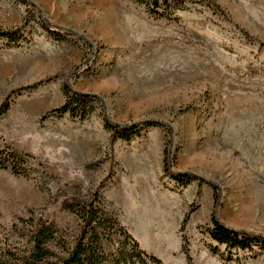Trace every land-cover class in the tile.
<instances>
[{
    "label": "rangeland",
    "instance_id": "374dc122",
    "mask_svg": "<svg viewBox=\"0 0 264 264\" xmlns=\"http://www.w3.org/2000/svg\"><path fill=\"white\" fill-rule=\"evenodd\" d=\"M29 1L0 0V32L22 36L0 35V106L12 90L51 78L13 93L0 116V150L30 155L31 169L24 177L0 168V258L25 247L13 226L31 214L72 244L80 220L62 202L90 198L101 184L104 208L161 264H187L179 229L191 205L193 264H264L260 244L228 250L210 238L212 186L180 185L164 163L171 147L174 170L217 183L223 222L264 235V0H213L219 10L186 0L171 17L138 0ZM47 23L82 37H59ZM67 82L102 98L88 118L50 113ZM106 117L167 126L112 142ZM152 227L166 245L150 238Z\"/></svg>",
    "mask_w": 264,
    "mask_h": 264
},
{
    "label": "trees",
    "instance_id": "16d2710c",
    "mask_svg": "<svg viewBox=\"0 0 264 264\" xmlns=\"http://www.w3.org/2000/svg\"><path fill=\"white\" fill-rule=\"evenodd\" d=\"M21 1L29 8L31 4L29 0ZM138 1L145 3L153 15L157 17H171L174 14L173 6L186 2V0ZM209 2L214 9L219 10L213 0H209ZM44 27L59 37L62 35V32L59 31L82 37L78 32L66 30L53 24L47 23L44 24ZM0 35L7 37L10 41H18L22 37L19 31L0 32ZM50 78L51 76L34 84L12 90L6 101L0 106V116L9 110L11 105L9 98L13 93L39 87ZM63 92L66 98L65 102L61 106L53 108L50 113L68 114L73 118L85 119L95 111L97 103H102L100 96L80 91L74 88L70 82L64 84ZM159 123L166 125L153 119L119 123L110 118H105V126L112 132V142L119 139L130 140L142 129ZM165 154V173L174 181L186 186L198 180L205 181L212 186L215 205L210 217L211 226H208L206 230L214 242L218 245H224L228 250H251L254 244L264 246L263 234L230 226L219 218L220 195L216 193L218 190L216 182L194 172L174 170L171 165V147L165 149ZM28 157L30 155L24 156L13 150H0V168L10 169L15 175L29 177L31 169L28 166ZM109 177L110 175L106 176L105 180ZM100 186L101 184L90 198L73 196L62 202V208L74 213L80 220V231L72 244H69L66 239L59 235L53 222L31 214L28 218H21L19 223L13 226L18 236L26 240L25 247L7 250L4 253L7 256L0 258V264H149L150 262L161 264L160 258L145 252L141 248L140 242L119 221L118 217L104 208ZM192 209L191 205L184 214L179 229L182 234V252L187 264H193L189 239L185 233ZM114 241H117L118 245L115 246ZM54 246L60 248V252H56ZM212 250L214 253L219 252L217 246L212 247Z\"/></svg>",
    "mask_w": 264,
    "mask_h": 264
},
{
    "label": "crops",
    "instance_id": "0c3cea01",
    "mask_svg": "<svg viewBox=\"0 0 264 264\" xmlns=\"http://www.w3.org/2000/svg\"><path fill=\"white\" fill-rule=\"evenodd\" d=\"M129 225V224H128ZM128 228H130V226H128ZM160 229V230H159ZM162 229L159 227V228H150L149 229V232H150V234L148 233V231H147V233L150 235V238L152 239V240H158V242H160L161 241V243L163 242V244H167V240H166V238H165V232L164 231H161ZM157 231H159V232H157ZM157 232V233H156ZM134 235V234H133ZM134 237H135V235H134ZM140 244H141V246L143 247V249H145V250H147V251H150V252H152V250L151 249H147V247L145 248V246L140 242ZM154 252V251H153Z\"/></svg>",
    "mask_w": 264,
    "mask_h": 264
}]
</instances>
